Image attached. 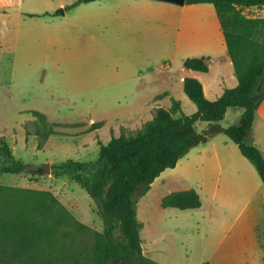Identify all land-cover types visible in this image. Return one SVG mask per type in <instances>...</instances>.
Segmentation results:
<instances>
[{"label": "rangeland", "instance_id": "obj_1", "mask_svg": "<svg viewBox=\"0 0 264 264\" xmlns=\"http://www.w3.org/2000/svg\"><path fill=\"white\" fill-rule=\"evenodd\" d=\"M145 1L169 4L0 0V146L7 143L26 166L20 174L0 173V264H95L104 219L96 201L57 166L96 162L101 145L135 135L157 108H171L172 102L134 105L160 91L159 76L179 79L187 58H209L205 81L220 73L228 50L220 28L207 27L216 16L212 4L211 13L188 9L167 24L158 10L136 3ZM243 13L264 18V7ZM181 93L175 99L182 114L195 113ZM242 112L228 108L220 126L239 124ZM196 127L205 134L209 123ZM258 128L264 145V126ZM45 163L50 173L34 172ZM189 190L199 194L200 208L162 205L170 193ZM137 217L143 253L159 264H264V184L223 132L192 147L147 194L139 191Z\"/></svg>", "mask_w": 264, "mask_h": 264}, {"label": "trees", "instance_id": "obj_2", "mask_svg": "<svg viewBox=\"0 0 264 264\" xmlns=\"http://www.w3.org/2000/svg\"><path fill=\"white\" fill-rule=\"evenodd\" d=\"M94 1L99 0H80L81 3ZM186 4L215 7L238 85L225 89L221 97L211 101L205 96L200 80L186 77L184 92L197 106L195 113L182 114L181 102L172 98L171 108H157L153 118L135 135L113 138L101 145L96 162L69 161L57 166L69 172L96 201L104 219V232L96 233L95 264H159L143 253L137 194L139 191L147 194L166 169L175 168L192 147L205 142L210 135L225 133L255 166L264 184V154L257 146L246 142L264 101V18H252L243 13L244 8L264 7V0H186ZM208 61V57L187 58L184 67L208 72ZM231 107L244 110L241 121L224 128L217 123ZM178 112L181 115L175 116ZM198 121L209 123L205 134L198 132ZM25 169L3 142L0 173L20 174ZM162 205L191 210L200 208L202 203L199 194L189 190L170 193L164 197Z\"/></svg>", "mask_w": 264, "mask_h": 264}, {"label": "crops", "instance_id": "obj_3", "mask_svg": "<svg viewBox=\"0 0 264 264\" xmlns=\"http://www.w3.org/2000/svg\"><path fill=\"white\" fill-rule=\"evenodd\" d=\"M134 1H140V0H134ZM136 3H140L137 5H142L145 8H151V9L158 10L162 14L161 19L163 20L164 23H167V24L170 23L171 16H175L180 13L183 14L188 9L189 10L199 9L202 12L203 11L210 12L209 9L207 8V5L209 4H195V5L185 4L183 6H180V5L170 4V3L169 4H155V3L146 2V1L136 2ZM165 14H167V16H165ZM207 25L209 29L210 28L217 29L218 27L220 28V22H219L217 14L216 16H214L211 13V19H209V22ZM225 53L222 56V59H220V68H219L220 73L218 74V76H215L214 79H212V81L208 82L207 79L205 81V78H207V76L211 72V68H209L208 72H201V71L190 70L185 67L182 69V75L179 77V79H176V77H172L170 75L159 76V79L162 80L163 82V86L161 87L160 91L154 92L152 95H149L148 97L144 99L142 98V100H140L141 102L134 105V108L135 109H145V108L153 109L156 106L167 105L168 103L172 102V98H175L176 94L181 93V88L184 90V79L186 77H193V78L200 80L204 87L205 96L211 101L217 100L219 97L222 96L225 89L234 88L238 85V79L235 75L232 60L229 56V53L228 54L227 53L225 54ZM221 64L225 65V69L222 67ZM144 86H145L144 78H140L138 82V87L140 88ZM166 92L169 93L167 97L156 100V96L164 94ZM181 96L182 98H184V94L181 93ZM217 124H219V122ZM257 126H264V101L262 102V104L260 105L257 111L256 119L254 121L252 131L249 133L250 138L252 140L250 144L257 146L264 154V151H263L264 145H262L263 143L260 140L261 136L259 137L261 130H259L260 128L259 127L256 131L255 129L257 128Z\"/></svg>", "mask_w": 264, "mask_h": 264}, {"label": "water", "instance_id": "obj_4", "mask_svg": "<svg viewBox=\"0 0 264 264\" xmlns=\"http://www.w3.org/2000/svg\"><path fill=\"white\" fill-rule=\"evenodd\" d=\"M162 2H167V3H171V4H175V5H180L183 6L186 4V0H159ZM35 173L38 174H47L51 172V165L50 163H45L43 165H41L38 168H35L34 170Z\"/></svg>", "mask_w": 264, "mask_h": 264}]
</instances>
